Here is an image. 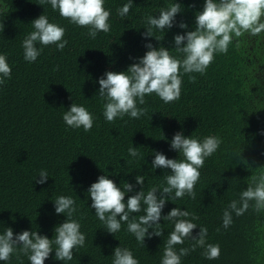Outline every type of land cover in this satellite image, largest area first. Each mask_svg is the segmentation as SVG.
Returning <instances> with one entry per match:
<instances>
[{"label": "trees", "instance_id": "16d2710c", "mask_svg": "<svg viewBox=\"0 0 264 264\" xmlns=\"http://www.w3.org/2000/svg\"><path fill=\"white\" fill-rule=\"evenodd\" d=\"M127 2L105 0L104 7L111 13L110 31L98 32L91 39L86 27L62 18L50 4L0 0V23L5 25L0 32V54L7 56L12 70L11 79L0 85V234L10 227L14 235L29 230L55 239L54 229L66 217L55 213L54 201L61 195L71 196L78 209L73 218L81 224L85 244L73 250L71 261L56 260L53 245L44 264H112L117 246L130 249L139 264H160L174 224L161 219L163 235L146 236L145 247L127 231L126 223L122 222L119 232L108 233L90 207L88 189L100 175L122 190L125 182L131 183L134 189L125 194L126 202L141 190L135 182L137 175L145 178V193L154 185L166 186L164 177L171 170L152 168L155 152L180 160L182 154L170 148L175 133L201 140L215 135L223 143L199 169L196 198L169 199L162 216L175 207L189 211L199 217L193 221L198 226L193 236L204 226L208 229L206 243L220 245L218 260L205 259L201 255L204 249L197 247L181 257V264H264V211L256 213L250 207L241 216L232 213V225L222 227L223 210L232 200H239L251 176L264 171V33L235 38L227 54H216L204 74H184L179 100L164 103L153 93L145 97L146 104H138L147 109L145 115L139 119L125 115L109 123L103 115L104 101L98 96V80L106 71H126L148 51V43L182 58L174 49L173 38L195 29V16L204 4V0H132L133 7L122 18L118 9ZM173 3L182 6L176 24L164 33L153 29L154 37L145 38V17L158 16ZM42 14L65 28L68 44L63 51L55 45L43 47L37 60L28 63L22 41L34 30L31 22ZM180 22L188 27L179 28ZM162 36L161 41L155 40ZM72 103L93 114L90 131L73 129L63 121V113ZM132 146L137 147L139 158L129 155ZM41 169L47 170L49 178L37 184L34 178L40 179ZM143 214L131 213L130 218ZM192 243L185 240L175 248L179 251ZM0 264L30 261L13 254Z\"/></svg>", "mask_w": 264, "mask_h": 264}, {"label": "clouds", "instance_id": "9594fccd", "mask_svg": "<svg viewBox=\"0 0 264 264\" xmlns=\"http://www.w3.org/2000/svg\"><path fill=\"white\" fill-rule=\"evenodd\" d=\"M104 3L105 0H40L39 5L50 4L52 10L58 11L62 18L79 27H86L87 35L95 39L98 32L108 33L111 28V13L105 9ZM132 7V0H128L118 9V15L126 17ZM181 8V4L173 3L167 8H162L158 16H146L147 28L142 35L145 38L154 37L153 29L163 33L171 29L176 24V15L182 12ZM31 23L34 30L22 41L25 61L35 62L43 47L55 45L58 51L65 49L68 41L64 39V27L50 23L44 14ZM177 26L181 29L188 27L183 22ZM4 27L5 25L0 23V32H3ZM246 33L252 36L264 33V0H204L202 11L195 16V29L183 35L177 34L173 38L174 49L182 58L170 54L164 47L154 48L148 43L145 45L148 51L126 71H106L98 80V96L104 101L105 120L111 123L125 115L139 119L147 113V109L138 107V104H146L145 97L153 93L164 103L179 100L183 75L204 74L216 54H227L234 39ZM162 39L163 36L155 37L157 41ZM37 44L41 47L38 48ZM11 71L7 56L0 54V85L11 79ZM189 79L195 82L196 78L190 75ZM62 119L67 126L73 129L83 127L85 132L90 131L94 123L93 114L86 107L76 103H72L63 113ZM222 143V138L215 135L206 136L201 140L199 137H185L182 132H177L172 137L170 148L182 154L183 159H169L164 154L155 152L152 161L153 169L171 170V174L164 177L166 186L154 185L145 193V178L137 175L135 182L141 186V190L129 196L125 202V194L132 192L134 185L125 182L122 190L106 175H100L88 189L90 207L95 210V216L103 223L108 233L119 232L122 222L126 223L127 231L143 247L146 236L151 238L163 235L164 230L159 223L161 219L172 222L174 230L168 235L160 264H181V257L187 256L197 247L204 249L201 255L205 259L218 260L220 245L206 243L207 227H199L198 234L193 236V229L198 227L193 221L198 220V216L179 207L162 216V210L169 199H181L185 195L196 198L194 189L200 179L199 169L204 167L206 158L215 154ZM128 153L134 158L141 155L137 147L133 146L128 149ZM38 176L40 179L34 178L35 183L44 184L49 178V173L41 169ZM253 201L254 203H250ZM142 205L146 207L142 208ZM250 207L256 213L264 211V171L251 176L247 188L239 193V200H232L223 210L222 227L227 229L232 225V213L241 216ZM54 208L56 214L66 217L63 223L55 227V239L29 230L14 235L10 227L5 228L3 234H0V261H9L13 254H16L27 256L30 264H44L53 252V245L56 246V260L71 261L73 250L83 247L86 240L85 234L80 230L79 220L73 218L78 211L76 201L71 196L61 195L55 199ZM141 211L144 212L143 215L130 218L131 213ZM149 229L152 231L149 232ZM185 240L194 243L177 251L175 246L182 245ZM112 255V264H139L127 247L117 246Z\"/></svg>", "mask_w": 264, "mask_h": 264}]
</instances>
